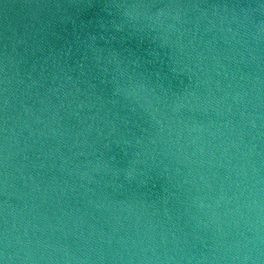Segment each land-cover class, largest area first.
Masks as SVG:
<instances>
[{
  "label": "water",
  "instance_id": "obj_1",
  "mask_svg": "<svg viewBox=\"0 0 264 264\" xmlns=\"http://www.w3.org/2000/svg\"><path fill=\"white\" fill-rule=\"evenodd\" d=\"M0 264H264V0H0Z\"/></svg>",
  "mask_w": 264,
  "mask_h": 264
}]
</instances>
